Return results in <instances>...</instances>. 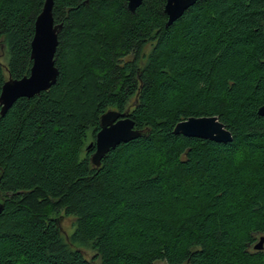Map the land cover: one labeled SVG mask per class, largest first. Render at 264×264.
<instances>
[{"label": "trees", "instance_id": "16d2710c", "mask_svg": "<svg viewBox=\"0 0 264 264\" xmlns=\"http://www.w3.org/2000/svg\"><path fill=\"white\" fill-rule=\"evenodd\" d=\"M53 1L58 82L0 105V264H264V0H201L170 27L166 0ZM44 3L0 0V95L30 74ZM109 110L143 136L96 167ZM193 117L233 141L174 133Z\"/></svg>", "mask_w": 264, "mask_h": 264}, {"label": "water", "instance_id": "95a60500", "mask_svg": "<svg viewBox=\"0 0 264 264\" xmlns=\"http://www.w3.org/2000/svg\"><path fill=\"white\" fill-rule=\"evenodd\" d=\"M201 0H166L164 12L168 17L166 27L177 22L188 9ZM128 10L135 13L144 0H127ZM53 0H45L43 10L35 22V35L31 43V60L33 62L29 76L19 80L9 79L2 87L0 95L1 115L21 98H34L50 90L58 82L60 71L56 66L55 56L59 46V34L63 23L56 24L53 16ZM264 116V106L258 110ZM176 135L188 138L208 140L215 143H231L232 134L217 117L190 118L178 123L174 129ZM143 136L136 129L133 119L118 110H109L101 117V130L96 136L95 152L92 164L100 167L103 158L118 146L129 143ZM93 144H91V147ZM2 175L0 174V180ZM3 206H0V213ZM256 251L264 249V236L254 246Z\"/></svg>", "mask_w": 264, "mask_h": 264}, {"label": "rangeland", "instance_id": "374dc122", "mask_svg": "<svg viewBox=\"0 0 264 264\" xmlns=\"http://www.w3.org/2000/svg\"><path fill=\"white\" fill-rule=\"evenodd\" d=\"M150 50V47H148L146 49V53H148ZM60 225L62 228V231L64 233L67 234H71L74 231V227H72V218L71 217H63L60 221ZM83 253L84 255L88 258V259H92L93 254H91L89 251H87V249H83Z\"/></svg>", "mask_w": 264, "mask_h": 264}, {"label": "flooded vegetation", "instance_id": "af4514ba", "mask_svg": "<svg viewBox=\"0 0 264 264\" xmlns=\"http://www.w3.org/2000/svg\"><path fill=\"white\" fill-rule=\"evenodd\" d=\"M4 200H5V198L0 193V206H3Z\"/></svg>", "mask_w": 264, "mask_h": 264}]
</instances>
